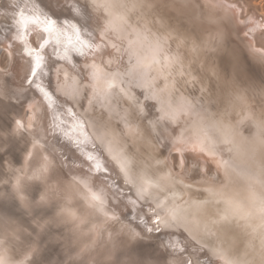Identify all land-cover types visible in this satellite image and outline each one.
<instances>
[{
    "label": "snow or ice",
    "instance_id": "obj_1",
    "mask_svg": "<svg viewBox=\"0 0 264 264\" xmlns=\"http://www.w3.org/2000/svg\"><path fill=\"white\" fill-rule=\"evenodd\" d=\"M47 7L94 15L95 30L35 0L0 8V264H264V85L216 64L217 0ZM224 7L264 62V17ZM41 116L81 163L46 149Z\"/></svg>",
    "mask_w": 264,
    "mask_h": 264
},
{
    "label": "rangeland",
    "instance_id": "obj_2",
    "mask_svg": "<svg viewBox=\"0 0 264 264\" xmlns=\"http://www.w3.org/2000/svg\"><path fill=\"white\" fill-rule=\"evenodd\" d=\"M236 1L238 2L239 5L238 7L243 6L241 9L244 13L246 12V10L249 9V11L247 12V14L249 15H251L252 12H255L256 15L264 16V0H236ZM8 2L9 0H0V8L7 7ZM81 2L83 3L84 0H81ZM35 3L41 9V11L46 12L48 16L51 17L53 20H56L58 24H63L66 20H70L71 23H75L77 25V27L84 35H87L88 33L93 32L95 30L96 19L94 15L92 17H89L81 13L76 19H73L71 15H69L67 12H64L62 9L58 7L55 8L56 14L54 15L53 11H50L49 8L47 7V5L53 3V0H35ZM223 25H225L224 27L225 32L223 34L221 33L223 39L218 43L214 42V46H216L220 50L215 56L216 64L218 65L220 71L225 76L235 79L242 87H247L250 90L259 88L261 86L259 81V76L249 71L246 67V63L250 64L251 62L253 64L254 61H256L257 63L258 61L260 63L263 62L259 60L256 54L252 53L249 50L251 42L250 40H246V38L243 35V31L245 29L239 24H238L239 25L238 30L234 29V26L231 22L224 23ZM6 27L7 26L4 23L3 18H0V42L4 41L5 37L8 35V33L5 30ZM240 28H241V32H240ZM79 59H80L79 57H76L75 55L73 56L74 62L79 61ZM54 67L55 65L49 62L47 70H49L50 76L49 78L46 79L45 83L46 85L49 84L50 88H54V78H55ZM21 83H22V76L20 77V79H18L17 77V86H19ZM13 91H14L13 89H10L9 95H11ZM32 98H34V93L31 90L26 89L25 92L22 94L21 100L17 101V107L13 110L14 114L18 115L22 110H24V108L21 107L20 105L21 104L26 105V103ZM80 110L82 111V109ZM85 115L86 117L91 118L88 116V114ZM145 115L151 118L148 110H146ZM58 139H63V138L53 137L50 148L55 149L56 152L59 150L63 151V153L67 150L69 151L73 149V146L70 144V142L63 139L65 141V142L63 141L64 142L63 145L60 143V141L62 140H58ZM27 143L28 141L24 137L16 138V144L18 148V151L16 152V156L18 160L19 159L22 160V153ZM61 145L63 147H61ZM166 150H167L166 147L162 143L160 145L159 152L162 155H165Z\"/></svg>",
    "mask_w": 264,
    "mask_h": 264
},
{
    "label": "bare ground",
    "instance_id": "obj_3",
    "mask_svg": "<svg viewBox=\"0 0 264 264\" xmlns=\"http://www.w3.org/2000/svg\"><path fill=\"white\" fill-rule=\"evenodd\" d=\"M193 2H194V0H193ZM217 2L221 5V7H218L216 9H214V11L217 13V16H218L216 30L223 34L225 32V28H224L225 25H223V24L224 23H228V22H231L233 24V26H234V29L238 30L239 25L237 24L236 19L233 17L232 13L226 11V9L224 7V5H226L228 2H235V3H237V5H238V2L236 0H217ZM242 7L243 6H241L240 8H242ZM248 11H249V9L246 10L245 13L243 12L245 14L244 16H246V17L247 16H251L252 18L257 19V20H260L262 17H264L263 15H260V16L256 15L255 12H252L251 15H249V14H247ZM240 32H241V28H240ZM234 37H235V35H234ZM262 42H264V41H262ZM21 76H18V79H20ZM61 79H62V76H61ZM55 83H56V76L54 78V87H55ZM23 111L24 110H22L18 115L23 114ZM39 120H40V124L35 129V132H36L37 135H41V134L44 135L45 138H44L43 142L44 143L47 142V143H45L46 149L49 152L58 153L59 155L65 157L67 162L70 165L81 163L80 157H79L78 153L76 152V150L74 148L72 150H69V151L67 150L64 153H63V151H60V150L56 152L55 149L50 148L51 144H52L51 141H52L53 137L48 136L47 133H46V124L44 123L43 116L39 117ZM58 140H62V141H60V143L64 145L65 141L63 139H58ZM23 144H24V142H23ZM61 147H63V146L61 145ZM166 154H167V150L165 151V155ZM191 176H192L193 179L197 178L195 170L192 172Z\"/></svg>",
    "mask_w": 264,
    "mask_h": 264
},
{
    "label": "water",
    "instance_id": "obj_4",
    "mask_svg": "<svg viewBox=\"0 0 264 264\" xmlns=\"http://www.w3.org/2000/svg\"><path fill=\"white\" fill-rule=\"evenodd\" d=\"M246 67H247V69L249 71H251V72L255 73L256 75H258L259 76L260 85L261 86L264 85V69H262V68H264L263 63H260L259 61L257 63L256 61H254L253 64L251 62H250V64L246 63ZM245 88H247V87H245ZM124 210L126 211V209H124Z\"/></svg>",
    "mask_w": 264,
    "mask_h": 264
}]
</instances>
